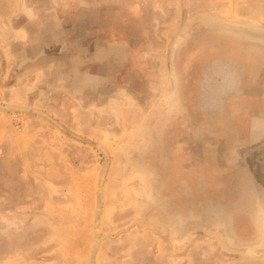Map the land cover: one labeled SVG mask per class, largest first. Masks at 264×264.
<instances>
[{"label": "rangeland", "instance_id": "obj_1", "mask_svg": "<svg viewBox=\"0 0 264 264\" xmlns=\"http://www.w3.org/2000/svg\"><path fill=\"white\" fill-rule=\"evenodd\" d=\"M233 6L0 0V264H264V0Z\"/></svg>", "mask_w": 264, "mask_h": 264}, {"label": "crops", "instance_id": "obj_2", "mask_svg": "<svg viewBox=\"0 0 264 264\" xmlns=\"http://www.w3.org/2000/svg\"><path fill=\"white\" fill-rule=\"evenodd\" d=\"M219 1H221V0H219ZM226 1V4H228V7L227 8H229V13L230 14H232L233 13V7H235V6H233V1L234 0H225ZM216 3H217V0H216ZM219 6H221V3H219ZM216 13H222V12H218V11H216Z\"/></svg>", "mask_w": 264, "mask_h": 264}]
</instances>
